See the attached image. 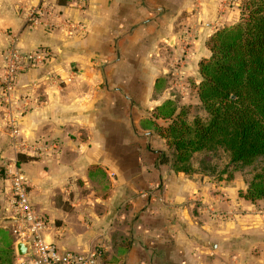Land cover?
<instances>
[{
	"label": "crops",
	"instance_id": "obj_1",
	"mask_svg": "<svg viewBox=\"0 0 264 264\" xmlns=\"http://www.w3.org/2000/svg\"><path fill=\"white\" fill-rule=\"evenodd\" d=\"M246 1L0 0V75L12 44L49 54L19 80L31 102L19 128L37 150L13 149L0 103V170L24 171L48 243L98 252L96 264H264V201L241 197L240 172L227 181L163 162L172 119L158 112L189 105L209 42ZM0 207V264H16L7 170Z\"/></svg>",
	"mask_w": 264,
	"mask_h": 264
},
{
	"label": "trees",
	"instance_id": "obj_2",
	"mask_svg": "<svg viewBox=\"0 0 264 264\" xmlns=\"http://www.w3.org/2000/svg\"><path fill=\"white\" fill-rule=\"evenodd\" d=\"M209 48L211 56L200 63L198 87L208 117L189 123L172 101L160 107V117L172 119L163 162L177 173L192 174L196 154L223 151L233 171L227 168L216 178L232 181L236 173L257 165L240 195L252 203L264 201V0L246 1L239 23L219 31ZM205 168L204 175L214 177Z\"/></svg>",
	"mask_w": 264,
	"mask_h": 264
},
{
	"label": "built area",
	"instance_id": "obj_3",
	"mask_svg": "<svg viewBox=\"0 0 264 264\" xmlns=\"http://www.w3.org/2000/svg\"><path fill=\"white\" fill-rule=\"evenodd\" d=\"M54 22H48L51 29ZM70 33L79 30L75 24L67 23ZM49 58L48 52L42 49L33 52H22L12 44L4 53L3 68L0 75V103L12 138L13 149L17 153H29L37 150L35 142L24 139L20 130V121L29 111L31 102L21 98L19 91L20 77L27 72L43 66ZM7 175L11 184V203L18 222L16 234L18 242L29 245V255L17 256L16 264H96L100 254L93 252L88 255L62 253L48 243L44 233L49 229L47 220L35 209L31 199V185L24 171L13 161L7 167Z\"/></svg>",
	"mask_w": 264,
	"mask_h": 264
},
{
	"label": "rangeland",
	"instance_id": "obj_4",
	"mask_svg": "<svg viewBox=\"0 0 264 264\" xmlns=\"http://www.w3.org/2000/svg\"><path fill=\"white\" fill-rule=\"evenodd\" d=\"M190 98V102L188 103L189 105H184L182 106V109L179 110V112L182 113L184 120L188 121L189 123H193L194 120L198 118L206 119L208 117V114L199 99L198 88L197 92H195V89L192 91ZM11 161L9 162V164L13 162ZM229 164V155L224 153L223 151H219L217 153H199L196 154L192 160V165L196 173L204 174V169H207L205 167H208V169L213 172L214 177L221 175L224 171H227V168H229ZM256 169L257 165L241 170V177L243 178L246 184L251 181ZM6 170V168L1 169L0 176H5ZM232 171L233 170L229 168L228 172Z\"/></svg>",
	"mask_w": 264,
	"mask_h": 264
},
{
	"label": "water",
	"instance_id": "obj_5",
	"mask_svg": "<svg viewBox=\"0 0 264 264\" xmlns=\"http://www.w3.org/2000/svg\"><path fill=\"white\" fill-rule=\"evenodd\" d=\"M17 251H18V255L21 257H25L28 256L30 251H29V245L28 244H24V243H19L17 245Z\"/></svg>",
	"mask_w": 264,
	"mask_h": 264
}]
</instances>
